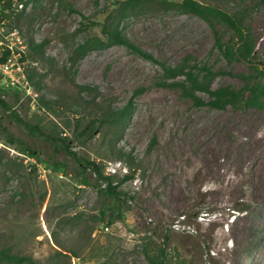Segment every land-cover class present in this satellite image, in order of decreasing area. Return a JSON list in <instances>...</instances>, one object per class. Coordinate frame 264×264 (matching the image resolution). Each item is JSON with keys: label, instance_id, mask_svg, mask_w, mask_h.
Instances as JSON below:
<instances>
[{"label": "rangeland", "instance_id": "obj_1", "mask_svg": "<svg viewBox=\"0 0 264 264\" xmlns=\"http://www.w3.org/2000/svg\"><path fill=\"white\" fill-rule=\"evenodd\" d=\"M27 1L0 2V56L11 51L15 83L6 89L12 80L0 72V96L4 92L6 99L0 98L25 120L70 137L79 154L122 179L128 167L116 159L107 137L98 134L84 146L76 143L75 123L88 119L89 111L75 103L76 92L64 77L31 62L27 44L44 42L59 68H69L77 47L104 39V20L126 0ZM197 1L228 12L240 2ZM87 21L95 25L82 30ZM249 22L255 45L252 65L228 61L215 47L207 23L184 12L128 10L120 28L160 61L175 66L190 56V66L197 65L201 76L206 70L212 73L213 89L238 92L251 82L264 83V5L251 12ZM219 29L225 41L231 38L224 26ZM72 77L98 88L114 106L133 101L130 120L115 145L132 152L137 165L134 178L122 186L128 194L122 206L126 210L109 224L101 217L103 200L97 189L77 176L75 165L1 113L7 132L38 157L0 139V248L30 255L41 264H150L147 254L167 239L170 264H264L263 108L196 106L180 89L160 86L165 78L159 64L122 45L90 52ZM41 95L60 102L55 113L39 108ZM3 130L0 135L6 137ZM55 161L67 166L58 167Z\"/></svg>", "mask_w": 264, "mask_h": 264}, {"label": "trees", "instance_id": "obj_2", "mask_svg": "<svg viewBox=\"0 0 264 264\" xmlns=\"http://www.w3.org/2000/svg\"><path fill=\"white\" fill-rule=\"evenodd\" d=\"M3 0H0L2 2ZM13 0H7V3ZM23 2L24 0H20ZM237 9L228 12L216 6L206 5L197 0H126L120 3L117 9H114L104 20L101 26V33L104 39L96 38L77 47L71 55V65L69 68H59L55 59L45 52V43L31 40L27 47L29 57L32 63L47 67V72L57 73L65 78L76 92L74 101L79 106L89 111L88 119H77L74 129V140L80 146L86 145L92 141L98 134H103L108 138L111 150L116 159L123 161L128 167L127 173L122 179L117 180L115 175L106 174L104 167L98 161L86 158L75 150L71 145V138L66 135L57 134L41 124L32 123L25 120L13 109L10 102L0 98V114L8 113V118L15 124L23 127L29 136L42 139L55 154H61L65 160H69L75 165L77 176L83 177L89 185L97 189L99 197L103 200L101 217L108 218L109 224L122 218L123 205L127 203L128 194L122 190V186L134 178L136 160L132 152L115 147L116 142L122 138V130L129 122L133 112L132 99L122 107L114 106L98 88L89 84H79L73 80L72 71L79 61L87 54L96 50H103L109 47L122 45L136 52L143 58L160 65L163 71L165 81L159 83L162 87L180 89L185 98L190 99L196 106H208L218 110H224L229 105L234 108L247 110L249 108L264 109V83L251 82L245 85L240 91L232 92L224 89H213L211 85L212 73L206 70L205 76H201L196 71L197 65L190 66L192 57H186L183 62L175 66L160 61L149 52L136 45L120 28L128 10L132 12H142L148 8H158L160 10H176L194 15L203 20L213 32L214 45L228 61H242L252 65V56L254 53V40L251 32L249 17L251 12L264 5V0H239ZM27 0L25 3L27 4ZM63 3V1L61 0ZM67 6V3H64ZM95 23L87 21L81 24V29L86 30ZM219 26H224L231 33V38L224 40ZM11 56V51L7 50L0 56V65L7 62ZM26 59V54H25ZM29 81H32L30 74L27 75ZM180 77L184 79L179 80ZM174 80L168 83L167 80ZM35 90L40 93L41 89ZM196 92L207 93L212 96L210 100H205ZM19 96L15 95V102L18 103ZM38 106L47 112L55 113L60 102L56 99H49L44 95L38 96ZM0 128L7 132L0 120ZM0 139L11 145H17L19 151L28 154L30 157H38L37 152L32 149L21 138L8 133ZM153 142H155L153 140ZM54 165L65 168L67 163L55 161ZM108 215V216H107ZM167 242V239H166ZM166 242L156 248L155 253H148L147 259L150 264H170L166 251ZM0 264H41L32 256L26 254L14 253L11 249L0 248Z\"/></svg>", "mask_w": 264, "mask_h": 264}, {"label": "built area", "instance_id": "obj_3", "mask_svg": "<svg viewBox=\"0 0 264 264\" xmlns=\"http://www.w3.org/2000/svg\"><path fill=\"white\" fill-rule=\"evenodd\" d=\"M12 55V53H11ZM11 57V56H10ZM10 60L11 58L8 59L7 62L3 63L0 65V72L2 73V75H5L7 76L8 78H10L12 81L11 82H7L5 83V88L6 89H9L11 88V86H15V83H14V77L11 75L12 73V70H11V66H10ZM25 78V77H24ZM24 81V80H23ZM2 99H6V95L5 93L3 92L2 95L0 96Z\"/></svg>", "mask_w": 264, "mask_h": 264}]
</instances>
